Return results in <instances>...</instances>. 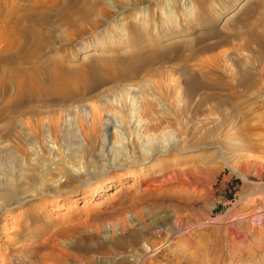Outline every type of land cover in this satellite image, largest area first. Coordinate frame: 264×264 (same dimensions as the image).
<instances>
[{
  "label": "rangeland",
  "instance_id": "rangeland-1",
  "mask_svg": "<svg viewBox=\"0 0 264 264\" xmlns=\"http://www.w3.org/2000/svg\"><path fill=\"white\" fill-rule=\"evenodd\" d=\"M28 8L0 2L20 45L0 37L7 77L2 57L33 44ZM55 9L37 25L42 58L83 82L66 97L0 87V264H264V0ZM166 232L178 244L141 258Z\"/></svg>",
  "mask_w": 264,
  "mask_h": 264
},
{
  "label": "bare ground",
  "instance_id": "bare-ground-1",
  "mask_svg": "<svg viewBox=\"0 0 264 264\" xmlns=\"http://www.w3.org/2000/svg\"><path fill=\"white\" fill-rule=\"evenodd\" d=\"M6 1V0H4ZM27 1L28 3V10H29V13L28 15L26 16V18H28L27 20H29V26L27 28H25L20 34L23 35V37H30L31 41H32V46H30V48H28L27 50L24 49L23 52H12V54L10 55V57L6 58L5 59V56L2 57L4 58V60H7L6 61H3L4 63V66H5V72L6 71H9V77L5 76L3 74V72L1 71L0 69V87L6 89L8 87V85L10 84V81L12 80H15L14 83H16L15 85H17V88H18V94H19V98L21 97H34L35 95L37 94H45V95H51L53 94L54 92H61L63 95L66 96H69L67 95L68 92L70 90H74V89H77L81 86L80 83L83 82V74H78V72H75L74 70H71L70 68H68V66L65 68L62 66V64H55L57 65L56 68H54V70L52 69H48L47 68V65L50 63V59L51 57H45V58H48V59H44L42 58V56L44 54H42V49H41V46L38 43L39 40L38 39V35H41V33L39 34L38 30H37V25L38 24H46L49 22L48 20V12H50L51 10H54L55 7L61 2V0H25ZM87 1V0H86ZM1 2V0H0ZM18 2V1H17ZM64 2V1H63ZM85 2V1H84ZM73 3V2H72ZM78 3V2H77ZM76 3V4H77ZM69 4V3H68ZM68 4H67V7H68ZM72 5V4H71ZM61 6V5H60ZM65 6V5H64ZM76 7V6H75ZM60 8V7H59ZM58 8V9H59ZM64 8V7H63ZM84 8V7H83ZM10 9V8H9ZM27 9V8H26ZM77 9V8H76ZM81 9V8H80ZM23 10V9H22ZM66 10V9H65ZM88 10V9H87ZM36 11H38V13H35ZM56 11V9H55ZM58 11V10H57ZM62 11V10H61ZM60 11V12H61ZM86 11V9H85ZM2 13V11H0ZM13 13H16V8L12 11ZM23 12V11H22ZM54 12V11H53ZM73 11L70 9V6H69V9L66 10V12H64V16H63V22L64 24H68V25H71V24H74L76 22L75 25H77V22L80 20L79 17H80V13H72ZM83 12H84V9H83ZM82 12V13H83ZM87 12V11H86ZM6 13V12H4ZM51 13V12H50ZM7 14V13H6ZM58 14V13H57ZM60 14V13H59ZM9 15V14H8ZM8 15H6L8 17ZM20 15V14H19ZM59 16V15H58ZM57 16V17H58ZM82 16V15H81ZM3 18V17H2ZM5 18V17H4ZM3 18V19H4ZM16 18V17H15ZM14 18V19H15ZM22 18V17H21ZM24 18V17H23ZM22 18V19H23ZM13 19V20H14ZM77 19H79L78 21H76ZM83 20V18H81ZM85 20H87L86 18H84ZM18 20V19H17ZM59 22L60 19L58 18ZM2 21V19L0 20ZM4 21V20H3ZM9 21V20H8ZM15 21V20H14ZM19 21V20H18ZM17 21V22H18ZM22 21V20H21ZM89 21V19L87 20ZM17 22L13 23V25L17 24ZM20 22V21H19ZM18 22V23H19ZM51 22V21H50ZM80 22V21H79ZM83 22V21H82ZM86 22V21H85ZM107 22V21H106ZM2 23V22H1ZM11 23V22H10ZM21 23V22H20ZM19 23V24H20ZM25 23V22H24ZM19 24H17L19 26ZM52 24V23H51ZM63 24V25H64ZM100 24V23H99ZM99 24L96 22V23H85V25H87V27L85 28L87 31H91L92 29H97L99 26ZM1 25V24H0ZM12 25V24H10ZM10 25H8V23H3L2 26H0V37L2 36V39L6 38L9 40L10 42V45L11 47L9 48H14L16 47L17 45H19V41H17L15 39V37H13L12 35H8V34H12L14 33L15 31H11L9 33V29L8 27H10ZM14 25V26H15ZM25 25V24H24ZM50 25V24H49ZM23 26V24L21 25ZM17 27V26H16ZM26 27V26H25ZM44 26L42 25L41 28H43ZM47 27V25H46ZM54 27V26H53ZM71 27V26H70ZM18 28V27H17ZM20 28V26H19ZM22 28V27H21ZM39 28V31L42 32V29ZM131 30L133 29L132 27H129ZM15 29V28H14ZM45 29V28H44ZM48 29V27L46 28V30ZM51 29V28H50ZM84 29V27H83ZM129 29V31H130ZM8 30V31H7ZM16 30V29H15ZM22 30V29H20ZM81 30V29H80ZM18 31V30H17ZM45 31V30H44ZM78 31V30H77ZM102 31V30H101ZM82 33V31H80ZM84 32H86L84 30ZM83 32V33H84ZM45 34H47L45 32ZM48 36L50 34H47ZM80 35L77 34L75 35V33L72 35L71 38L75 39L77 38L78 36ZM51 36V35H50ZM19 37V36H18ZM22 37V36H21ZM45 37V36H44ZM47 37V36H46ZM80 37V36H79ZM41 38H43L41 36ZM49 38V37H48ZM47 38V40H48ZM5 39V40H6ZM26 39V38H25ZM66 39V38H65ZM79 39V38H77ZM20 40V38H19ZM24 40V39H23ZM22 40V41H23ZM52 40V39H50ZM0 41H1V38H0ZM21 41V40H20ZM53 41V40H52ZM3 42V40L1 41V43ZM8 42V41H7ZM7 42H4L7 44ZM27 42H28V39H27ZM3 44V43H2ZM6 44H3V45H6ZM21 44V43H20ZM1 45V44H0ZM50 45H53V44H50ZM7 46V45H6ZM6 46H5V49L6 50ZM20 46V45H19ZM24 46V45H23ZM25 47V46H24ZM46 47V45H45ZM44 47V48H45ZM18 48V47H17ZM17 48L15 49V51L17 50ZM47 48V47H46ZM49 48V47H48ZM47 48V49H48ZM0 49L1 46H0ZM22 49V48H21ZM12 51V50H11ZM46 50H44L43 52H45ZM50 51V50H49ZM11 53V52H10ZM9 54V53H8ZM5 55V54H4ZM1 58V59H2ZM42 58V59H41ZM3 60V59H2ZM2 60L1 63H2ZM19 66L17 69H16V64ZM95 64V63H94ZM52 66V64H51ZM26 67V68H25ZM63 67V68H62ZM89 67V70L90 72H92L93 74H96L98 76L99 74V71L96 70V67L91 64ZM98 69V68H97ZM104 73V72H103ZM45 75V76H44ZM39 76H43V77H46V85L44 84H39L38 81H36V79H38ZM96 80H98L96 78ZM95 80V81H96ZM57 96V94L55 95ZM93 126V125H92ZM92 132L87 135V137L91 138V139H94L97 137V134H98V129L96 128L95 124L93 126V128L91 129ZM86 135V134H85ZM251 163V162H250ZM254 166V165H253ZM246 169V168H245ZM185 174V173H184ZM184 177V176H183ZM185 179V177H184ZM187 180V179H186ZM188 181V180H187ZM172 182V181H171ZM180 183V182H179ZM189 183V182H188ZM258 185V184H257ZM260 191V190H259ZM264 192V190H262V193ZM261 193V192H260ZM259 193V194H260ZM243 199V198H242ZM244 202V201H243ZM183 203V202H182ZM261 206V205H259ZM264 207V205H263ZM189 215V214H188ZM177 218V217H176ZM177 220V219H176ZM244 220V219H243ZM179 222V219L177 220ZM170 231V230H169ZM168 231V232H169ZM181 231V230H179ZM189 231V230H188ZM168 232H166V235L165 237L161 238V240L157 243L155 242H152L150 244H146L145 247L143 248L142 250V257L141 258H144L145 255H150L152 253H155V254H158V252H160L162 249L164 248H169L171 245H177L178 242L180 241V238H178L175 243V241H173L174 239V236L170 237L168 235ZM174 232V231H173ZM141 235V234H140ZM177 235V234H176ZM140 237V236H139ZM144 237V236H143ZM129 238H130V242H136V238L137 236L135 235H130L129 234ZM167 240V241H166ZM170 241V242H169ZM169 242V243H167ZM173 242V243H172ZM166 243V244H165ZM169 246V247H168ZM196 251V250H195ZM44 256H47V255H44ZM43 256V257H44ZM178 256V255H177ZM183 258V257H182ZM181 258V259H182ZM41 259V258H40ZM63 259V258H62ZM180 259V260H181ZM179 260V259H178ZM183 260V259H182ZM60 260L59 259H56L55 256H49L48 257H44L43 260H41V263L40 264H57ZM63 261V260H62ZM137 261H139L137 259ZM4 262V261H3ZM178 262V261H177ZM187 262V261H186ZM60 263V262H59ZM63 263V262H62ZM174 263V262H173ZM17 264V263H15ZM118 264H122V262L118 263ZM179 264V263H178Z\"/></svg>",
  "mask_w": 264,
  "mask_h": 264
}]
</instances>
